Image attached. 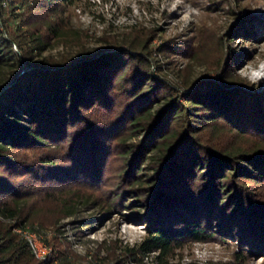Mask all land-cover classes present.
Returning <instances> with one entry per match:
<instances>
[{"label": "trees", "instance_id": "trees-1", "mask_svg": "<svg viewBox=\"0 0 264 264\" xmlns=\"http://www.w3.org/2000/svg\"><path fill=\"white\" fill-rule=\"evenodd\" d=\"M74 1L0 0V216L34 223L25 206L42 181L63 216L81 203L115 209L102 189L114 157L120 180L110 197L135 198L145 228L125 258L155 254L167 264L186 243L232 237L264 255V195L255 188L264 179V97L235 73L229 46L236 34L254 36L256 19L244 13L219 40L208 68L218 78L173 83L156 73L147 41L42 54L55 39L75 40L64 14ZM248 135L259 142L241 143ZM59 254L58 264H72ZM0 264H41L1 220Z\"/></svg>", "mask_w": 264, "mask_h": 264}, {"label": "rangeland", "instance_id": "rangeland-1", "mask_svg": "<svg viewBox=\"0 0 264 264\" xmlns=\"http://www.w3.org/2000/svg\"><path fill=\"white\" fill-rule=\"evenodd\" d=\"M244 13L256 19L251 25L255 34L251 37L236 34L229 42L237 56L234 70L264 97V68L259 70L264 66V26L261 24L264 0H75L64 12L75 40L55 39L42 54L74 55L81 46L89 49L107 46L115 50L132 39L137 43L147 41L151 57L158 65L154 69L157 74L173 83L184 79L194 84L202 77L218 78L208 68L221 53L219 40L232 33ZM235 136L237 142L239 138ZM246 137L241 141L244 145L259 142L251 135ZM113 158L102 171L103 197L116 207L108 212H101L91 203H81L73 214L63 216L59 210L61 202L46 195V182L32 188L25 209L31 212L35 222L21 224L34 227L43 241L49 240L45 242L53 249L49 264H58L60 252L72 264H161L155 254L138 257L139 260L125 258V248L138 243L145 228L137 220L139 205L135 198L122 196L121 200L113 201L110 197L120 180L116 174L119 161ZM80 186L85 191L93 190L89 184ZM255 186L264 195V179L257 178ZM0 220L12 228L15 219L0 216ZM12 231L15 232L13 228ZM167 264H264V255L241 250L234 237L213 238L184 244L167 258Z\"/></svg>", "mask_w": 264, "mask_h": 264}, {"label": "built area", "instance_id": "built-area-1", "mask_svg": "<svg viewBox=\"0 0 264 264\" xmlns=\"http://www.w3.org/2000/svg\"><path fill=\"white\" fill-rule=\"evenodd\" d=\"M12 228L27 242L30 251L41 264H49L48 262L53 255V249L43 241L39 231L26 224H15Z\"/></svg>", "mask_w": 264, "mask_h": 264}, {"label": "bare ground", "instance_id": "bare-ground-1", "mask_svg": "<svg viewBox=\"0 0 264 264\" xmlns=\"http://www.w3.org/2000/svg\"><path fill=\"white\" fill-rule=\"evenodd\" d=\"M264 68V66L262 68H259V70H262Z\"/></svg>", "mask_w": 264, "mask_h": 264}]
</instances>
